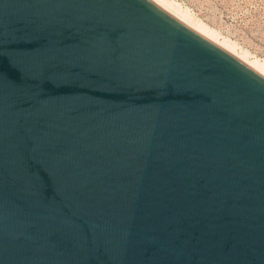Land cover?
I'll list each match as a JSON object with an SVG mask.
<instances>
[{"label":"water","instance_id":"water-1","mask_svg":"<svg viewBox=\"0 0 264 264\" xmlns=\"http://www.w3.org/2000/svg\"><path fill=\"white\" fill-rule=\"evenodd\" d=\"M0 264H264V75L153 0H0Z\"/></svg>","mask_w":264,"mask_h":264},{"label":"rangeland","instance_id":"rangeland-1","mask_svg":"<svg viewBox=\"0 0 264 264\" xmlns=\"http://www.w3.org/2000/svg\"><path fill=\"white\" fill-rule=\"evenodd\" d=\"M251 60L264 63V0H166Z\"/></svg>","mask_w":264,"mask_h":264},{"label":"bare ground","instance_id":"bare-ground-1","mask_svg":"<svg viewBox=\"0 0 264 264\" xmlns=\"http://www.w3.org/2000/svg\"><path fill=\"white\" fill-rule=\"evenodd\" d=\"M153 1H155L157 4H159L164 9L169 11L175 17H177L178 19H180L181 21L189 25L191 28L195 29L196 31L203 34L204 36L214 41L215 43L219 44L223 48L227 49L228 51L233 53L235 56L240 58L242 61L247 63L249 66H251L253 69H255L256 71L264 75V63L263 62H260L259 60H251L248 57L247 53H240V51L238 52L236 47L232 43H230L229 41L225 39L223 40L222 38L220 39L218 34H216L214 31L209 29L206 25L198 22L197 20L195 21L194 19H191L189 15H187L186 13L171 8V5H169V3L166 0H153Z\"/></svg>","mask_w":264,"mask_h":264}]
</instances>
